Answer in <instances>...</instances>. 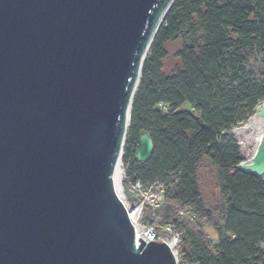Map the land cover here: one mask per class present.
Listing matches in <instances>:
<instances>
[{"label": "water", "instance_id": "water-1", "mask_svg": "<svg viewBox=\"0 0 264 264\" xmlns=\"http://www.w3.org/2000/svg\"><path fill=\"white\" fill-rule=\"evenodd\" d=\"M173 0H0V264H177L115 187L132 98ZM263 132L250 162L264 176ZM153 151L138 134L134 158Z\"/></svg>", "mask_w": 264, "mask_h": 264}, {"label": "trees", "instance_id": "trees-1", "mask_svg": "<svg viewBox=\"0 0 264 264\" xmlns=\"http://www.w3.org/2000/svg\"><path fill=\"white\" fill-rule=\"evenodd\" d=\"M178 38L181 66L165 74V45ZM251 52L264 76V0H173L141 66L122 146L124 180L165 185L159 213L181 232V264H264V176L237 169L243 157L230 133L264 102ZM143 131L153 141L145 163L134 158ZM204 171L219 190L213 207L202 195Z\"/></svg>", "mask_w": 264, "mask_h": 264}, {"label": "rangeland", "instance_id": "rangeland-1", "mask_svg": "<svg viewBox=\"0 0 264 264\" xmlns=\"http://www.w3.org/2000/svg\"><path fill=\"white\" fill-rule=\"evenodd\" d=\"M183 42L184 40L182 38H178L176 40H172L166 43L165 49H166L167 54H166V57L162 61L163 71L165 74H169L174 69L179 68L181 66L180 60L176 56V52L178 49L181 48ZM249 56H252L250 59V66L253 68L257 77L263 80L264 76L260 74L262 70L261 64H260V58L257 56L255 52H251ZM184 107L187 108V105H184ZM230 133L232 134L233 138L235 139V141L237 142L239 146V151H240L241 156L243 157V162H248L249 160H251V157L253 156L259 144V142H256L257 132L253 129L247 128L246 121H245L243 123H238L234 125L230 129ZM121 156H122V153H121ZM121 156L118 162L119 163L118 177H117L118 191L120 193L121 199L125 201L127 204L134 207L138 204L139 200L129 191L128 184L124 180L125 165L121 160ZM212 177H213L212 175H208V173H205V171L202 173V177H201L202 195L206 202V205L210 207H213L216 205V203L221 202L220 197H219V190L216 187V183L214 182V180H211L213 179ZM160 184L161 183L157 185H160ZM162 186L165 188L164 184H162ZM165 191H166V188H165ZM165 191H164V202L166 201ZM167 191H170V186L168 187ZM136 199H137V202H135ZM146 213H147L146 208L140 211L141 216H145ZM137 214L138 212H136L135 215ZM197 221L200 223L201 229L203 230L207 238L211 241V243L216 242L218 238V234L215 228L211 225V223L206 221L203 218L198 219ZM261 247H263V245H261ZM179 262H180L179 264H181V261Z\"/></svg>", "mask_w": 264, "mask_h": 264}, {"label": "built area", "instance_id": "built-area-1", "mask_svg": "<svg viewBox=\"0 0 264 264\" xmlns=\"http://www.w3.org/2000/svg\"><path fill=\"white\" fill-rule=\"evenodd\" d=\"M158 105L166 110V105L162 103ZM124 178L126 179L125 176ZM127 184L129 191L139 200L134 207L123 201L134 226L136 243L139 237L146 243L149 240L163 241L173 253L176 263L179 264L178 247L181 232L174 229L170 223H167L159 213L164 203L165 188L162 184L157 185L156 182L143 184L139 179H127ZM144 208H146L147 213L145 216H141L140 211ZM136 212H138L137 215H135ZM179 214L183 215L184 213L180 210Z\"/></svg>", "mask_w": 264, "mask_h": 264}, {"label": "bare ground", "instance_id": "bare-ground-1", "mask_svg": "<svg viewBox=\"0 0 264 264\" xmlns=\"http://www.w3.org/2000/svg\"><path fill=\"white\" fill-rule=\"evenodd\" d=\"M256 110H257V108H256ZM256 110L246 120V127L250 128V129H253V130H255L257 132V141L256 142H259L260 138H261V135H262V132H263V118L257 114ZM249 161H251V160H249ZM118 165H119V163H117V166H116V169H115L114 180H115V187H116L117 193L120 196V193H119L118 187H117ZM120 198H121V196H120Z\"/></svg>", "mask_w": 264, "mask_h": 264}]
</instances>
